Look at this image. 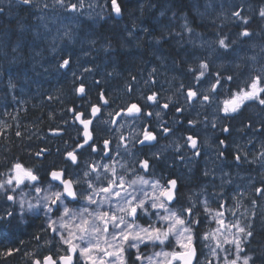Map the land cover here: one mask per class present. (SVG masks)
Segmentation results:
<instances>
[{"label": "flooded vegetation", "instance_id": "obj_1", "mask_svg": "<svg viewBox=\"0 0 264 264\" xmlns=\"http://www.w3.org/2000/svg\"><path fill=\"white\" fill-rule=\"evenodd\" d=\"M138 1L139 3L145 1L147 2L143 4L137 12L135 11L136 17L145 15V17L149 16L150 18H152L157 14L156 9L159 8L157 4L151 2L148 3V0ZM128 2H130L133 7L136 3L135 0H124V2L121 1L122 13L120 21H114L112 19L104 20L103 16H101L100 14H96L94 16H91L90 14L91 17L87 16L86 19H84V16L82 15L81 18L84 19V23L82 25H79V23L77 22H73V24L69 25L68 28L75 26L74 35H77V37L81 41V36L83 35L84 30L88 27L94 26L95 24H100V26L97 27V30L89 29L90 35H93L94 32H98L100 34L104 29H108L106 28L108 24L107 22H112L115 26H117L120 24H124V22L126 21V29L122 30L127 31L131 28V35L127 34V38L134 37L141 42H144L148 39L149 43L151 44L150 46L152 50L156 53L155 56L149 57V52L146 51V48L142 49L141 51H137V54L139 55L137 58H141V60L139 62L132 63L133 67H130L128 69L129 73L134 75L133 77H131L134 82H129V84L124 88V95L117 98L115 97L116 95L112 94L107 87L106 81L115 80L117 82L118 79H123L124 75L121 72H118L116 67L115 71L110 69L107 72L101 73V71L99 70L100 65L103 64L105 66V47H99L98 43H102V41H97L98 43H94L92 42V40L95 39L91 38V36H85L84 38L86 40H92L90 41L89 45L81 44V47H83L81 52L85 54L86 50L88 49L87 53L89 54H85L84 57H80L78 58V60L93 58V63H87V67H85L84 69H74V64L72 65L71 59L68 57V59H70V65L67 68H61L59 66V70L63 71L65 75H67L68 73H73V76L65 80L62 79L61 83L64 81V84H59L58 86L57 81L54 78L50 80H54L55 85H53L48 80H46L45 83H41L39 80V84L36 83L38 85L35 86V90H33L32 88L31 92H33V97H36V94L38 92L37 90H41L40 92H45L41 93L40 97L35 99H31L27 96L29 98L31 108H33L36 113V106H41L42 103L41 97L46 96V100L49 102L50 99L47 97H52L53 91L57 88L59 90H62L63 88L65 96L67 95L68 100L63 99L62 101L65 102L64 105L66 106V108L58 116L57 111L55 112V114H51V116L49 115L50 118L48 121H50L52 125L48 129L44 130V132L42 131L43 129L41 127H32L33 129L30 128L27 132H24L27 126L26 124L21 137H15L19 140V147L21 148V150L19 148V151H16L14 147L0 148V152L4 153L3 157L1 158L2 161H0V173L5 174L3 176H0V180L6 179V174L9 171L10 165L17 161H20L28 167L36 170L39 173L41 180L43 181L47 178L44 172L46 168H51L53 165H56L59 168H63L65 161L62 154L66 149L71 150L77 142L83 141V128L77 125V121L74 120L73 112L69 111V109L75 108L76 111L84 112L88 114L89 118H91V105L98 104L100 92H104L106 94V98L110 103L108 105H99L102 111L100 114H98V118L94 121L93 125H90V130L93 128L95 129L93 134L99 147H103V141L105 139L111 142L110 147L112 158L108 159L99 152L91 153L90 155L86 152L84 157L80 160L79 168H76V166L74 165L68 168V171L70 173L75 175V172L81 169L82 174L79 171L77 173H79V175L82 177L83 169L86 167L85 161L88 162L87 170H90L92 164L99 166V161L101 160H108L110 164H112L113 162H118V164H114V166H119V163L121 161H129L130 167L141 169L139 164L134 163V161H136L137 159L142 160L145 158V156H147L152 162V168L149 171L150 176H155V173L151 172L157 171L160 172L162 178L161 180L163 181V183H165L169 178L176 179L178 181V186L181 187V191L179 192H181L182 194V191L185 190V183L191 184L190 179H188L189 174L194 175L192 176V178L195 183H192L194 184L192 186L194 187L196 196L190 195L192 199H204L197 194L198 192H203L204 194L208 195L207 199H210V197L212 196L213 199H227V207L230 209H235L236 207L237 209L227 211L229 212V214L231 213L230 215L232 217V220L238 218L245 223H256L254 225V232L257 235L258 231L256 230V225H262V223H264V221H261V219H264V215L258 210V208H256L254 213H250L249 208L254 207L252 201L248 203L249 205L243 203H247L249 199H252L251 193L257 195L255 192V188L264 187V176H262V178L259 177L261 181H257V179H255V182L250 183L245 188L244 184L248 182L250 176L257 177V173H260L257 170L264 169V159L262 160V162L259 161L261 154L259 152V147H261L263 145L262 143H264V124L262 123L264 121V110L261 109L258 103L250 102L249 105L243 108L239 113L233 114L231 117H225L223 112L219 109L222 107V101L228 98L230 93L235 92L238 87H244L249 81L248 79L250 78H246V74L243 73L242 75L241 73V70H243L244 68L246 69V66L253 67L261 62V70L257 75L264 74V43L261 41V45L258 46L256 43H253L255 40L259 39V36L255 35L257 34V31H252V20L248 18V16H253L255 14L260 17L259 11L261 8H264V3H259V5L257 6L253 3L255 2L254 0H244L243 3H236L234 5H226L225 3H222V6L225 8L223 10H225L227 16H222L218 21H216V25L219 28H222L223 31H225L224 35H220L211 29V25H214L213 21H211L213 23L210 24L200 22L203 14L201 16L198 14L193 15L192 12L184 13V10L182 11V9H180L181 15L180 13L177 15L176 13H174V10H172L175 9L176 6L173 7V5L169 4L160 5V10L164 15L160 14L158 19L156 20H154L153 17L152 19L155 24L153 22H143V24H145L144 28L139 29L136 27V21L130 22L125 18L124 10L125 7L129 4ZM182 2H185V0H180L177 5L183 6ZM155 6L158 7L155 8ZM145 7H147V9H145ZM153 8H155L156 12H152ZM236 10L241 13L242 17L248 19L249 23L247 25L243 23L242 19H238L237 17L231 18L230 15ZM170 11L172 12V15H170ZM150 12H152L153 15H151L152 13ZM166 13H168L167 16ZM109 17L111 18L110 15ZM149 17L147 18L149 19ZM86 20L95 22L88 23L89 25H84L85 23H87ZM181 20H185L186 24L191 28V30H193L191 34L190 31L185 29V24L181 23ZM139 23L141 22L139 21ZM258 24L262 26L261 28H263L264 31V19L261 18V20L258 21ZM157 25L160 26L161 30L165 32V35L160 36L155 41V39L152 38V30L155 33H158L160 29H157ZM161 25H165V27L162 29ZM155 28L157 29V32ZM245 28L251 33V35L248 37L240 35V33ZM123 35L126 34H124L123 32ZM170 35L172 36V38ZM107 38L109 40H114L110 37ZM221 38H224L226 40V43L229 45L227 50L219 48L217 41ZM67 39L70 43L71 41L75 42V37L68 36ZM179 40L184 41H182L180 44H176V42ZM146 43L147 42H144L143 44L146 45ZM232 43L239 47L234 49ZM249 44L251 46H248ZM177 46L182 50L176 52L175 47ZM197 48H200V50H202L199 52L207 53L210 55H212V52H214L213 54L221 55V60H225L226 62H231L233 64H227L226 68L224 67L225 72H223L212 68L211 64L208 63L209 66L214 69V72L211 73L208 69V72L206 73V79L202 80L201 82H197L193 79L194 77L192 78L186 76L188 74H192L193 76V73L188 70L189 68L187 67V64H185L186 60L189 61V56L193 57L192 53L197 52ZM213 49H215V51H213ZM248 49L250 51L249 53L247 52ZM216 50L217 53H215ZM238 50L249 55L247 56V58H243L247 60L246 64L245 60L242 59L238 61V59L240 58H234V54L238 52ZM252 51L255 52L251 53ZM258 51L262 54L258 55ZM111 52L112 47L110 46L109 52H107L109 57H106L107 63L111 60L109 59L111 58V56L112 61L116 62L118 60L119 54L115 51L114 53L112 52L114 54L112 55ZM80 64L82 66L84 65L82 63ZM126 64H128L127 61ZM41 65H44V63H42ZM41 65H39L38 69H35L42 70L43 68ZM190 66L194 70L193 63ZM233 67L236 69L235 71L232 69ZM54 68L56 70L57 66H54ZM198 71L199 69L196 71L197 74ZM116 73L118 75H116ZM216 73H220L223 86L219 87L216 93H210V83L215 81ZM138 74H141L139 79H137ZM228 76H231L232 79L227 80L226 78ZM15 77L16 76L14 74H5V76H3L4 82L1 79L2 81L0 83L2 86H5V88L9 87L10 89H12L13 94L15 93L14 95H18L17 87L22 86V84H20L19 79ZM29 78L32 79V76L28 77V79L26 80L30 83ZM16 81H18L19 83L17 82L14 86L13 83H15ZM81 83L86 86L88 93L87 95L80 96L76 93L75 88L78 85L80 86ZM189 86H194L195 90H197L201 94L209 93L214 97V99L210 102L204 103L202 101V96H198L194 102H188L186 99V93ZM130 88L133 89L132 92L128 91ZM47 89L50 92V96L46 94ZM153 92L158 93L160 104L169 102L170 100V108L166 110L154 104H149L146 100V97ZM26 95H28V92H25L22 95H18V99L15 96L10 99L7 97L9 100L6 101V96L2 93V97H0L3 99V103L5 104L1 105L0 107L4 111L10 113L6 117V119L8 118V121L7 123H5V125L10 122L9 119L12 120L14 115H16V106L22 102V98ZM20 98L21 100H19ZM56 99L57 98H54V103L51 107L55 106ZM136 101H139L141 104L148 105L145 108V111H158L161 114L159 119H157L155 115L151 117L153 131L160 133L158 143H156L155 146L151 148V150H149L147 147L142 148V146L137 143V135H135L132 139L124 138L123 140H121L120 135H117L118 133H116L119 126L121 125L120 121L125 120L140 121V127L137 129V133L140 132L142 127H148V117L135 118L125 116L123 115V113H121V115L119 116L115 114L116 112L121 111V109L129 102ZM175 107H180L183 109V111L177 113L175 111ZM110 112L113 113L111 116L109 115ZM19 116L20 115L16 117L18 118ZM114 118L119 121H116L113 125L111 121H113ZM18 119L20 122L26 123L24 117ZM189 120H192L194 123L190 125L188 123ZM257 120H259V122H256ZM104 121H109L110 123L105 124ZM35 123L36 122H34L33 125ZM165 124L172 130L168 135H164L161 131L162 127ZM213 124H215L216 126L213 127ZM242 126H244V129L242 128ZM224 127H230V131L228 133L223 132L222 129ZM9 128L11 129V127ZM31 130H38L41 132L36 133V136L31 137L29 135V131ZM188 135H192L195 139H197L198 149L200 151L199 156H195L193 154V149L188 146V142L186 140V137ZM139 138L142 139V136H140ZM1 140L3 139L1 138ZM221 140L225 141L224 145H220ZM259 143L260 145H258ZM120 144L123 145L122 148H124L125 144L127 145V147L131 145L134 157H131V159L128 157H124L120 151L117 155L115 149ZM16 147H18V145ZM178 148L179 151H177ZM252 148H254V150H252ZM41 149H46V152L44 153V155L37 156V152H39ZM219 152L224 153L223 157L218 155ZM153 153H155L159 158H155L153 156ZM237 155L241 157L239 162L235 159ZM44 156H47V159H45ZM68 163L70 164V162ZM193 172H197L199 176H196ZM133 173L143 174L145 177H148V172H146L147 174H144L139 170H135V172L133 171ZM184 179H186V182L184 181ZM218 182L220 183V187L224 190L223 192L218 191ZM44 184H46V182ZM189 193L190 192H188V194ZM14 195L16 196L17 200V203L15 205H12L6 199L0 197V215H4L5 208H7L9 211L13 210L14 208L16 212V222L19 223V227L13 228L11 230L0 229V235L2 236L0 237V253H5L4 255H0V264H5L3 262L7 258L6 250L9 249V247H6V243L9 241V238L12 235L11 232L16 231L18 233V231H20L21 229H26V226L31 224L32 227L30 226V229H27V232L30 234L35 231L40 236L45 233L48 234V231L50 233V230H48L46 227L47 217L45 216L43 211H40L39 215H34L30 212L24 213V221L22 223L19 222L21 209L18 202L20 201V199L30 198L25 200L35 204L37 202V194L34 189H31L30 187L18 189L17 192L14 193ZM40 195L43 196L42 193ZM258 198L262 199V197L257 195V197L255 198L257 204ZM209 205L213 209L217 207L215 203H209ZM236 205H239V207L237 208ZM234 211L236 212V216L232 215V212ZM241 213H244V215H241ZM199 218L205 219V221H209L205 215H201ZM198 228L200 230L201 226L199 225ZM207 228L208 226L205 225L202 230H205ZM263 233L264 232H260L259 236L257 235L260 240H264L262 239L264 237ZM19 235H21V237H19L18 242H16L17 244L13 245V247L16 246V248L18 249V251L15 252L18 254L19 258L27 257V260L29 261L31 259V257L29 256V254H32L31 251L36 253L35 256L38 255L35 258H42L40 257L42 251H49L50 249H53L50 246H46V248L42 249V244L44 242H42V240H39V242L37 239H35L34 241L32 239L29 240V238L31 237L28 234L25 235V232L20 233ZM49 240L50 239H47V241ZM30 263L32 264V259Z\"/></svg>", "mask_w": 264, "mask_h": 264}, {"label": "snow or ice", "instance_id": "obj_2", "mask_svg": "<svg viewBox=\"0 0 264 264\" xmlns=\"http://www.w3.org/2000/svg\"><path fill=\"white\" fill-rule=\"evenodd\" d=\"M22 5L32 7L33 0H18ZM55 4L68 12L76 13L78 8H83L84 0L79 3H65V0H54ZM47 8V4L44 5ZM4 11L0 8V13ZM111 11L117 16L121 15L122 7L118 0H111ZM233 16L242 19L243 23H249L247 18L241 13L234 11ZM259 16L264 19V8L259 11ZM185 29L191 28L185 24ZM68 35V33H65ZM241 36L248 37L251 33L245 28ZM219 48L227 50L229 45L224 38L217 41ZM70 59H64L60 64L61 68H67ZM209 64L201 62L198 74L191 67L189 71L193 73L194 79L201 82L206 79ZM216 79L210 83V93H216L222 87L220 73H216ZM227 80L232 77L228 76ZM98 83V82H97ZM132 92L133 89H129ZM80 96L87 95L86 86L81 83L76 88ZM198 96H202L204 103L214 99L209 93L201 94L195 90L194 86H189L186 93L188 102H194ZM146 100L149 104H154L163 109L170 108L169 102L160 104L158 93L153 92L147 95ZM250 102L258 103L264 110V74L254 75L244 87H238L235 92L230 93L228 98L222 101L219 109L225 117H231L239 113ZM110 102L104 92H100L98 104L91 105L90 117L88 114L75 109L73 112L74 120L83 126V141L77 142L71 150H65L62 154L65 164L63 168L53 165L44 170L45 176L50 177V181L41 180L39 173L20 161L10 165L6 174V179L0 180V197L6 199L12 205L17 203L14 193L18 189H34L36 192V203L27 202L21 199L19 207L20 223L24 221V212L39 215L43 211L47 217V229L55 236L59 237L58 243L64 246V254L53 256L44 254L42 258H35V254H29L32 264H264V251L259 256L252 251H248L249 245L255 238L254 223H245L240 219L227 222L225 219L226 202L220 203L213 209L207 200L201 202V209L192 202L191 196L185 203L180 198L178 181L169 178L165 183L159 179L150 182L143 174H136V179L126 180L124 173H117L116 169L108 164L97 166L91 165V173L86 167L83 169V176L79 173L73 175L68 171L70 166L80 167V160L87 152L102 153L104 157L111 159L110 141L105 139L103 147H99L94 137L95 129L90 130V125L98 118L102 109L100 104L108 105ZM147 104L139 101L129 102L121 111L116 112L117 116L123 115L135 118L148 117V127H142L137 133V143L151 150L158 143L160 133L153 131L151 117L155 115L160 118V112L145 111ZM175 111H183L180 107H175ZM113 113H109L111 116ZM115 123V121H111ZM105 124L110 123L104 121ZM192 125L194 122L189 120ZM216 125L213 124V127ZM223 132L228 133L230 127H224ZM164 135L171 133V129L165 124L162 129ZM17 136L21 133L17 132ZM142 136V139L139 137ZM124 138L121 137V140ZM188 146L193 149L195 156L200 155L198 142L192 135L186 137ZM225 141L221 140L220 145ZM125 151L133 155L124 145ZM179 151V148L177 149ZM46 149L37 152V156L44 155ZM223 157L224 153L219 152ZM155 158H159L153 153ZM47 159V156H44ZM264 159V153H261ZM235 159L239 162L241 157L237 155ZM70 162V164L68 163ZM144 172H149L152 168L151 160L145 156L144 159H137ZM98 167L103 168V173L98 171ZM123 167V165L121 166ZM135 172V169L133 170ZM92 173H96L95 177ZM5 175L0 173V176ZM48 183L49 188L44 189L42 183ZM139 186V187H137ZM150 188L151 191H147ZM51 189V191H49ZM41 192H44L41 196ZM257 195L264 197V187L255 188ZM222 195V194H221ZM104 204L108 205L107 210ZM253 206L257 204L252 201ZM95 205V208L89 206ZM239 205H237V208ZM205 215L209 220V226L205 230H199L201 224L199 217ZM236 216V212H232ZM244 215V213H241ZM52 217H55L53 219ZM215 227H212V225ZM19 227L16 222L15 209L9 211L5 208L4 215H0V229L11 230ZM39 241L41 237L37 236ZM203 241L209 250L211 259L206 258V262H201L197 255V241ZM47 243V241H46ZM144 247L152 246L161 248V251H154L152 256H145L141 250ZM166 249V250H164ZM132 250H135L133 257ZM14 249L9 248L6 254L11 256ZM18 251V249L16 250ZM60 249L57 248L59 253ZM221 253L224 255L221 256ZM5 253H0L4 255Z\"/></svg>", "mask_w": 264, "mask_h": 264}, {"label": "rangeland", "instance_id": "obj_3", "mask_svg": "<svg viewBox=\"0 0 264 264\" xmlns=\"http://www.w3.org/2000/svg\"><path fill=\"white\" fill-rule=\"evenodd\" d=\"M16 1L17 0H0V7L4 9L3 12L5 13V17H6L4 19L3 15H2L3 12L0 13V18H1L0 19V24L6 23L7 25H11L13 22L19 20L22 15L23 16L26 15L24 13L19 14V13L13 11L14 10V6L13 5L17 4ZM121 1L124 2V0H121ZM135 1H136V3L134 4V7L136 8V10H135V8L132 6V4L130 2H128L129 4L125 7L124 15H125V18L128 21H129L128 14L130 12H132V11L135 12V11L139 10L141 8V6L143 4H145V2L139 3L138 0H135ZM239 1H243V0H196V1L195 0H185V2H182L183 6H178L176 4L175 9H172V10H174V13H176L177 15L179 13L181 15V10L180 9L184 10L185 13L192 12L193 15L198 14V15L201 16L203 14L200 22L201 23H207V24L208 23L210 24V23L214 22L213 28L219 31L218 34L224 35L225 31H223V29L221 30V28H219L216 25V21H218L222 16L226 15L225 10H223L225 8L222 6V3L224 2L226 5H234L235 3H238ZM258 1H259V3H264V0H258ZM65 3L66 4L67 3H79V0H65ZM45 4H47V6H48L47 8L44 7ZM33 5L34 6L28 8L30 10H28L27 15L25 17H23V21L24 20H26V21H30L31 20L29 23L33 24V25H35V21H37V25H35L36 27H32V26L26 27L28 25V23L25 22V21L22 22V20L18 21V23L16 24L15 28H11L10 29V28L6 27V29H9L10 33L8 32V34L11 37V39L14 38V37H15V39H17L16 42H15V40L12 41L14 44L18 43L19 40L22 38L20 35H22L23 37L29 38L27 32H29V33L31 32L32 40L31 41L27 40V41L23 42V40H26V39H23V38L21 39L23 44L24 43L27 44V45H25V47L28 48V54H27V56L25 55V57L27 59H21L23 57L22 55L24 54V50H21V52L16 51V49L20 48V45H14L15 49H6L7 51L4 53V56L1 59L2 61H0V67L3 66V63L5 62L4 63V65H5L4 68L0 69L1 70L0 71V82L2 81L1 80L2 77L5 76V74H7V73H9L10 75L11 74H15L16 78L21 76V79L24 78L23 82L26 83V88L24 90L22 88V86L17 87V89L19 91L17 94L18 95H22L27 90V92H28L27 96L28 97H30L32 99L38 98L41 95V92H40L41 90H37L38 92L36 94V97H33V94H32L31 91H32V88H33V90H35V86L38 85L36 83H38L39 80H40L41 83H43V82L45 83L46 80H49L53 85H55V82H53L54 80H50L51 78L52 79L55 78L56 81L59 82V79H60L61 76L64 77L63 80L73 76V73H68L67 74V72H66L67 75H65V74H63V71L59 72L58 68H59L60 64L62 63V61H63V60H60L61 57H63L64 59H68V57H69L71 59L72 65L74 64V67H73L74 69H84L85 67H87L86 66L87 63H91V64L93 63V61H94L93 58L78 60V58L84 57L85 54L86 55L89 54V53H87L88 49L86 50L85 54H83L81 52L82 49H83V47H81V44L89 45V43H90V41L92 39L91 40H86V39H84V37L85 36H87V37L91 36V38L95 39V40H92V42L98 43L97 41H102L101 46H100V43H98V45H99V47H103V46L105 47V53H106L105 54V58H104L105 66L103 64L100 65V69L99 70L101 71V73L107 72L110 69L115 71V67H116L117 71L121 72L124 75L123 79H118L117 82L115 80L106 81L107 87L109 88L111 93L115 94L116 95L115 97H117V98L122 97L124 95V93H125L124 92L125 91L124 88L129 84V82H134V80H132V78L130 77V75H132V74H130L129 71H128V69L130 67H132V65H131V63L130 64L129 63L126 64V59L122 60V58L119 59V57H118V60L116 62H114V61H112V56H111V58H109V59H111L110 61L112 62V64H111L110 61H109L110 62V64H109L106 61L107 60L106 57L108 56L107 52H109L110 46L112 47V52L113 53L115 51L118 53V49L120 50V47H121L119 45L120 44V40L121 39H126L127 36H128L127 34L131 35L130 30L123 31L124 34H126V35H123V32L121 31L124 28L126 29V22L124 24H122V25L120 24L122 27H120V25L115 26L112 22L107 24L106 28L115 29V31L117 30V32H118L119 37L113 38L114 40H109L107 38V34L104 33V32H101L100 34L98 32L97 33L94 32L93 35H90L89 29L90 30H97V27L100 25V24H95L94 26L86 28L87 30L86 29L84 30L83 35L81 36L82 39L80 41L79 38L77 37V35H74L75 34L74 33L75 32V29H74L75 26L68 28V25L70 23H72V22H77V23H79V25H82L84 23V19L81 18L82 15L90 16L89 12H91V16H94L97 13L100 12V8H101V16L109 18L110 11H109V7L106 4H103V6L106 8L105 9L103 6H100V0H84L83 8H78L76 13H71V12L66 11L65 9L61 8L59 5L55 4L54 0H33ZM160 5H166V4L162 3V4L158 5L159 8L156 9L157 10V14L155 16H153L154 20L158 19L160 14L161 15L163 14L162 11L160 10ZM158 6H155V8L158 7ZM5 7H7V8H5ZM155 8H153L152 12H156ZM152 12H150V13H152ZM29 13L35 14L32 19L27 17L29 15ZM151 15H153V13ZM170 15H172L171 11H170ZM143 16H141V17H143ZM111 18L113 19L112 16H111ZM149 19L153 21L152 18L149 17ZM250 19L252 20V22H258L260 20V18L258 17L257 14L253 15ZM181 21H182L181 23L186 24L185 20H181ZM211 21H213V22H211ZM86 22L87 23H85L84 25H88V23H94L95 21L91 22V21L86 20ZM140 22L142 23V21H140ZM219 23H220V21H219ZM117 24H119V23H117ZM13 27H14V25H13ZM164 27H165V25L162 26V28H164ZM157 29L161 30L160 26L157 25ZM157 29H156V31H157ZM262 31H263V29H262ZM262 31H261V33H259V39L255 40L253 43L261 45V40L260 39L264 38V31L263 32ZM12 32H15V35H12ZM152 32H154V31L152 30ZM65 33H68V35H65ZM77 33H78V31H77ZM158 33L160 34V36L165 35V32L162 31V30L160 32H158ZM114 34H117V33H114ZM68 36L75 37V42L71 41L72 45L67 39ZM133 36H134V34H133ZM18 37H19V39H18ZM37 38H40L39 42H38L39 44L38 43L36 44L34 42V41H37L36 40ZM182 41H184V40H181V41L179 40V41H177V42L175 41V42H176V44H180ZM2 43L7 45V46L9 45L6 41H0V46L2 45L1 47L4 46ZM232 44H233L234 49H236L237 46L234 43H232ZM37 45L39 46V48H38ZM146 46H147L146 47V51L149 52V57H154L155 54H156L155 51H154V53H152L153 50H152L151 46L148 45V43H146ZM248 46H251V45L249 44ZM117 47H118V49H117ZM130 47H132L130 49V51H131V53H133V50H135V49H134L133 46H130ZM29 48H31V49H29ZM255 49H253V50H255ZM47 50L49 51L48 52L49 54L47 53ZM180 50H182V49H180L178 46L175 47V51L176 52L180 51ZM199 51H202V50H200V48H197V52H193L192 53L193 57L189 56V58H190L189 61L188 60L185 61V64H187V66L189 65L188 68H190L191 67L190 65L193 63V68H194L195 72L199 69L198 67H199V64L201 62H205L206 61L207 63L211 64L212 68H214L216 70H219V71L221 70L223 72H225L223 67L226 68L227 64L230 65V63H231V62H226L225 60L224 61L221 60L220 58L222 56L213 54L214 52H212V55H210V54L199 52ZM213 51H215V49H213ZM135 52L137 53V50H135ZM247 52L248 53L250 52L249 49H248ZM254 52L255 51H252L251 53H254ZM113 53H112V55H114ZM215 53H217V50H216ZM260 54L261 53H259V51H258V55H260ZM247 56H249V55L246 54L245 52H241L240 50H238V52H236L234 54V58H236V59L240 58L239 60H242L244 57L247 58ZM15 57H17V58H15ZM137 57H138V54L136 55L134 53V56L132 55L131 60L132 59H138ZM124 58H126V56ZM45 59L47 61H45ZM14 60H17V62L13 63ZM120 60L122 62H118ZM243 60H245V59H243ZM52 61H53V63H52ZM223 62H224V64H223ZM41 63H44V65H41ZM80 63H82L84 65L82 66ZM246 63H247V60H245V64ZM7 64L8 65L10 64V66H7ZM231 64H233V63H231ZM39 65H41L42 68H44V69L36 70L35 68L38 69ZM122 65H124V66H122ZM54 66H57L56 70H55ZM252 68H253L252 66H246V69L244 68L243 70H241L242 75H243V73H245L246 74V78H248V75L249 76L250 75L251 76L256 75V73H255L256 69L255 68L252 69ZM232 69L234 71L236 70L234 67ZM185 74H188V73H185ZM188 75H189V77L192 76V74H188ZM30 76H32L33 78L32 79L29 78V80H30V83H29L28 81H25L26 80L25 78L28 79V77H30ZM140 76H141V74H138L137 75V79H139ZM193 77L194 76H192V78ZM41 80H43V81H41ZM248 80H250V79H248ZM3 82H4V80H3ZM17 82L18 81L13 83V85L15 86V84ZM64 83L65 82H63L61 84H64ZM27 84H28V88H27ZM58 86H59V84H58ZM62 90H64V89L62 88ZM62 90H60V91H62ZM60 91H54L52 94L56 95V96L59 95L58 97H60V95H61ZM21 92H24V93H21ZM2 93L5 94L6 101H8L13 96L17 97V99L19 98L18 95H14L15 93L13 94V92H11V89H8L7 87L5 88V86H2L1 83H0V96L1 97H2ZM1 97H0V99H2ZM64 99L68 100L67 99V95L64 97ZM62 101H63V99L61 97V99L58 102L56 101L57 103L54 106V108L57 110V116L60 115V113H62V111H64V109L66 108V106L64 105V102H62ZM4 104L5 103H3V99L0 100V106L4 105ZM63 107H64V109H63ZM29 108H31V105H30ZM50 116H49V118H50ZM6 117H7L6 113L3 112V111H0V128L3 127L5 125V123H7L8 118L6 119ZM13 118H14V120H17L16 122L12 121V123H14L13 126H16L17 123L20 125V121H19V119H17L16 115H14ZM49 118H48V120H49ZM1 122H3V124H1ZM256 122H259V120H257ZM23 123L24 122H21L22 125H23ZM36 123H37V121H36ZM262 123L264 124V121ZM139 127H140V121L139 120H126L119 126L118 130L116 131V133H118L117 135H120V138L123 137V138L132 139L135 135H137V129ZM242 128L244 129V126H242ZM24 132H27V131H24ZM40 132L41 131H38V130H35V131L31 130V131H29V135L31 137H33V136H36V133H40ZM262 144L263 145L261 147H259V152L260 153H264V143H262ZM258 145H260V143ZM118 147L119 146H117L115 150H117ZM128 150L133 153L131 145L128 146ZM252 150H254V148H252ZM119 151L122 153V155L124 157H128L130 159H131V157L132 158L134 157V155H129L128 151H125L124 148L120 149ZM262 160L263 159L261 158V154H260L259 161L262 162ZM127 162H129V161H127ZM122 165H124V164H121V165L119 164V166L117 165V168L119 169L120 166H122ZM78 171L81 172V174H82L81 169H79ZM88 171L91 173V168ZM98 171L103 173V168L99 167ZM257 171L260 172V173H257V177H251L250 176L248 182L246 184H244V188L247 187L250 183L255 182V179H257V181H259L260 180L259 177L262 178V176H264V174H263L264 173V169H259ZM77 172H75V173H77ZM123 172L128 174L130 171L128 169H123ZM95 175H96V173H92L93 177H95ZM145 178L148 179L150 182H152L154 180L159 179V176H158L157 173H155V176H148V177H145ZM125 179L126 180H131V179H136V177L133 176V178H132V176L130 175V179L129 178H125ZM184 181L186 182V179H184ZM41 186L44 189H48L49 188L48 183L42 184ZM218 186H219L218 191L223 192L224 190L220 187V183L219 182H218ZM137 187H139V186H137ZM191 188H194V187L192 185H190V189ZM146 190L149 191V192L151 191L150 188H146ZM49 191H51V189H49ZM213 191H215V190H213ZM41 193L43 195L46 194L44 192H41ZM197 194L199 196H201L202 198H204V199H192V202H194L201 209V212H202V204H201V202L204 201V200H207L208 203H215L216 205L226 202V208L225 209H221V210L225 211V219H226L227 222L233 221L232 217L230 215L231 213L229 214V212H227V211L237 210V209H236V207H235V209L234 208L233 209L228 208L227 207V203H228L227 199H220V198L213 199V196L210 197V199H207L208 195L204 194L203 192H201V193L198 192ZM190 195L196 196L195 191H191L188 194V192H186V190H183L182 194H181V197H182L181 200H183L185 203H187L188 202L187 198ZM251 197H252V199H255L257 196H255L253 193H251ZM25 199L26 198H24V200ZM250 200L251 199H249L247 203H243V204H248L250 202ZM25 201H26V203H25V209H26L28 201L27 200H25ZM257 205L261 206V207H258ZM257 205H255L256 207H254L253 209L256 210V208H258V210L264 215V209H263L264 208V197H262V199L258 198V204ZM89 207L90 208H95L96 206L92 205V206H89ZM107 208H108V205L104 204V209L107 210ZM24 213H28V212L25 211ZM52 218L55 219V217H52ZM200 220H201L202 223H205V225L209 226V221H205V219H200ZM261 221L263 222L264 219H261ZM46 227H47V224H46ZM213 227H215L214 224H213ZM256 230L258 231V234H257L258 236H259L260 232H264V223H262V225L261 224H257L256 225ZM20 232L23 233V229H21ZM25 235H27V232H25ZM54 235L55 234H53L52 232H51L50 236L48 235V237H49L48 239H50V240L47 241L46 244H48V245L45 244V246H50V243L52 242V240H54V241H56V246L61 247L63 249L64 246L58 243L59 237L55 236V239H53ZM257 235H255V238L253 240V244L251 243V245H249L248 251L249 252L254 251L257 254V256H259L261 254V252L264 251V240H260V238ZM43 238L45 239L46 237L43 236ZM262 239H264V237ZM197 244H198V250L200 252L198 254L199 261L206 262V258L211 259V256L209 254V250L205 246V243L203 241H199L198 240ZM42 246H44V244H42ZM141 248L144 249L142 252H143V254L145 256H152L154 251H161L162 250L161 248L157 247L155 250H153V252L149 251V250L147 251L143 245H141ZM164 250H166V249H164ZM223 255L224 254L221 253V256H223ZM80 264H82V261L80 262ZM144 264H147V261H145ZM217 264H218V262H217Z\"/></svg>", "mask_w": 264, "mask_h": 264}, {"label": "trees", "instance_id": "obj_4", "mask_svg": "<svg viewBox=\"0 0 264 264\" xmlns=\"http://www.w3.org/2000/svg\"><path fill=\"white\" fill-rule=\"evenodd\" d=\"M110 1L111 0H105V2L107 3V6L110 4ZM180 0H148V3L149 2H151V3H154V4H157V5H159V4H162V3H164V4H169V5H173V7H175L176 6V4L179 2ZM255 2H253L256 6L257 5H259V1L258 0H254ZM118 2H119V4L121 5V0H118ZM147 1H145V3H146ZM123 4V3H122ZM1 8V7H0ZM183 8V7H182ZM145 9H147V7H145ZM136 10V9H135ZM24 14H26V10L25 9H22L21 10ZM133 12V11H132ZM132 12H130L128 15H130ZM137 12V11H136ZM3 18L5 19L6 17H5V13L3 12ZM24 17V16H23ZM23 17L21 16V20L23 19ZM143 17H145V15L143 16ZM143 17H139V20H141V19H143ZM252 16H248V18H251ZM1 19V18H0ZM134 19H136V16L135 17H131L130 19H129V21L130 22H132V21H136V20H134ZM18 21L19 20H17V21H15V22H13V23H18ZM139 22V21H138ZM2 23V22H1ZM107 23H109V22H107ZM136 23V22H135ZM6 27L7 28H14V27H11L10 25H7L6 23H3V24H0V36H2V37H4V36H8V31H9V29H6ZM121 27V26H120ZM130 30H131V28H130ZM103 32L104 33H106L107 34V37H110V38H116V37H118V35L117 34H114V32H116L115 31V29H104L103 30ZM110 32V33H109ZM160 37V34L159 33H155V32H153V34H152V38H154L155 40H157L158 38ZM3 41H6V40H3ZM141 41L140 40H138V41H136L135 42V44H134V46L133 47H139L138 46V44H140L141 45V43H140ZM264 43V42H263ZM4 45V44H3ZM2 46V45H1ZM1 46H0V50H1ZM138 51H141V49L139 50V49H137ZM119 54V53H118ZM93 55V54H92ZM131 55V54H130ZM130 55H125L126 56V61L130 64L131 63V65H132V63H135V62H138V60L140 59V58H138L137 60L136 59H132L131 60V57H132V55H131V57H130ZM94 56H95V54H94ZM139 56V55H138ZM15 58H17V57H15ZM21 58V57H20ZM19 58V59H20ZM119 58H122V60L124 59V56L122 57V55L121 54H119ZM21 59H23V58H21ZM25 59V58H24ZM140 61V60H139ZM119 62H122L121 60L119 61ZM122 66H124V65H122ZM129 66V65H128ZM132 67H133V65H132ZM64 74V73H63ZM62 74V75H63ZM64 77H60V79L62 80ZM59 79V82L57 83V84H61L60 82H61V80ZM54 91H60V90H58V89H56V90H54ZM53 91V92H54ZM26 92H27V90H26ZM61 92V95H60V97H58L59 95H53L52 97L50 96V92H49V90L47 89V91H46V94L47 95H49L50 97H47V98H49L50 99V101L48 102L47 100H46V96H42L41 97V100H42V103H41V106H36V110H37V113H36V111L33 109V108H29L30 107V101H29V98L27 97V95L25 96V97H23L22 98V100H21V98L19 99V100H21L22 102L21 103H19V105H17L16 107V110H17V114L16 115H18L19 114V112L20 111H23V112H20L21 114H20V116L18 117V118H22V117H24L25 118V120H26V123H24V126H26V124H27V126H26V130L25 131H28V129H33V128H39V127H41L43 130V132H44V130H46V129H48L49 127H51V122L50 121H48V118H49V115H51V114H55V112L57 111V110H55V108L54 107H51L52 106V104L54 103V98H57L55 101H59L60 99H61V97H62V99H64V96H65V92H64V90H62V91H60ZM40 97V96H39ZM53 99V100H52ZM52 101V102H51ZM56 102V103H57ZM48 106V107H47ZM19 107V108H18ZM46 107V108H45ZM17 118V119H18ZM9 123L8 124H6V125H4L2 128V130H4L3 132H5V133H10L12 130L13 131H15V132H17L18 130H17V127L16 126H13L14 124L12 123V121H14V122H16L17 120H14V118H12V120L11 119H9ZM37 121V123H35L34 125H33V123L34 122H36ZM35 126V127H34ZM9 127H11V129L9 128ZM28 127V128H27ZM33 127V128H32ZM15 137H17L14 133H10V136L9 137H7V135H5V136H3V140H1V138H0V148H13L14 147V149H16V151H19V140H18V138H15ZM4 142V143H3ZM18 145V147H16ZM20 150H21V148H20ZM52 152V151H51ZM3 152H0V161H2L1 160V158L3 157ZM31 156H32V154H31ZM189 172V171H188ZM196 176H199V174L197 173V172H193ZM192 176H194V175H190L189 174V176H188V179H190V183L191 184H187V183H185V190L186 191H188V192H191V191H194V188H191L190 189V185H194V184H192V183H195V181L193 180V178H192ZM179 191H181V187H179ZM180 194H181V192H180ZM180 198H181V195H180ZM198 207V206H197ZM199 208V207H198ZM31 226V224H29V225H27L26 226V229H24L23 230V232H27V229L29 228ZM32 227V226H31ZM30 229V228H29ZM200 230H202V227L200 228ZM12 233V235L10 236V238H9V241L6 243L7 245H6V247L8 248H12V249H14V251H13V254L11 255V256H9V255H7V258H6V260L3 262V263H5V264H31L30 262H31V259L33 258V257H31V259L28 261L27 260V257H24V258H19V256H18V254L15 252L16 250H17V248H16V246L15 247H13V245H15V244H17L16 242H18V239H19V237H21V235H19L21 232L20 231H18V233L16 232V231H14V232H11ZM27 234L31 237V238H29V240H35L36 239V237L37 236H39V237H41V239L40 240H43L42 242H44V246H43V248L42 249H44V248H46V246H45V244H46V241H47V239H48V235L45 233L43 236H45L46 235V240L43 238V236H40V235H38V233H36V231L35 232H33V233H28L27 232ZM0 237H2L1 235H0ZM148 248V250H150V251H153V250H155L156 248H153L152 246H148L147 247ZM47 251V250H46ZM32 252V254H36V253H34L33 251H31ZM40 253V252H39ZM42 254L44 253L43 251L41 252ZM48 254H51V255H53V256H56L57 254H58V252H57V250H50L49 252H48ZM36 256H38V255H36ZM35 256V257H36Z\"/></svg>", "mask_w": 264, "mask_h": 264}, {"label": "bare ground", "instance_id": "obj_5", "mask_svg": "<svg viewBox=\"0 0 264 264\" xmlns=\"http://www.w3.org/2000/svg\"><path fill=\"white\" fill-rule=\"evenodd\" d=\"M196 1V0H195ZM17 2V4L16 5H13L14 6V12H17V13H19V14H22L23 12L21 11L22 9H25L26 10V15H27V13H28V10H30V9H28L29 7L28 6H25V5H22V4H20L19 2H18V0L16 1ZM244 2V0L243 1H239L238 3H243ZM224 3V2H223ZM103 4H106L107 5V3L105 2V0H100V6H103ZM236 4V3H235ZM244 5V4H243ZM104 7V6H103ZM108 7H109V11H110V16H112L113 17V19L112 18H106V17H103V19L104 20H114V21H120L121 20V15H119V16H117L114 12H112L111 11V5L109 4L108 5ZM5 8H7V7H5ZM105 8V7H104ZM106 9V8H105ZM9 10V9H8ZM138 11V10H137ZM183 11V10H182ZM237 11V10H236ZM169 12V11H168ZM185 13V12H184ZM89 14H91V12H89ZM97 14H100L101 15V8H100V12L99 13H97ZM167 14L168 13H166V16H167ZM25 15V16H26ZM30 15V16H29ZM29 15L27 16V17H29V18H33L34 17V15L35 14H33V13H29ZM164 15V14H163ZM24 16V17H25ZM84 16V19H86V17L88 16V15H83ZM137 16H139V15H137ZM224 16H227V14L226 15H224ZM231 16V18H234L235 16H233L232 14L230 15ZM22 17H23V15H22ZM127 17V16H126ZM131 17H135V12H132L130 15H128V19H130ZM147 17H149V16H147ZM153 18V17H152ZM260 18V17H259ZM250 19V18H249ZM19 20H21V19H19ZM134 20H136V27L137 28H144V26H145V24H143V22H146V23H151V22H153L154 23V21H152V20H150V19H148V18H146V17H143V19H141V20H139V17H136V19H134ZM260 20H261V18H260ZM25 22H27L28 23V25L26 26V27H28V26H32V27H36L35 25H37V21H35V25H33V24H30L29 22L31 21H26V20H24ZM23 21V19H22V22H24ZM138 21H142V23H139ZM161 21V20H160ZM92 22V21H91ZM126 22V21H125ZM124 22V23H125ZM238 22V21H237ZM159 23V22H158ZM16 24L17 23H12L10 26L11 27H13V25H14V28L16 27ZM73 24V22L72 23H70L69 25H72ZM155 24V23H154ZM205 24H207V23H205ZM68 25V26H69ZM89 25V24H88ZM100 26V25H99ZM167 26V25H166ZM201 26V25H200ZM212 26V30L213 31H215V32H217V33H219V31L218 30H216V29H214L213 28V25H211ZM179 27V26H178ZM194 27V26H193ZM251 27H252V31L253 32H256L257 31V34H255V35H258L259 36V33H261V31H262V29L263 28H261L262 26H260L259 24H258V22H252V24H251ZM11 29V28H10ZM156 29V28H155ZM163 29V28H162ZM178 29V28H177ZM124 30H125V28H124ZM137 30V29H136ZM221 30H222V28H221ZM123 31V30H122ZM150 31V30H149ZM161 31V30H160ZM159 31V32H160ZM192 31L193 30H191L190 31V33H192ZM9 32V31H8ZM7 32V33H8ZM137 32V31H136ZM157 32V31H156ZM10 33V32H9ZM110 33V32H109ZM114 33H117V32H114ZM214 33V32H213ZM27 34H28V36H29V38H27V37H23L22 35H20L23 39H26V40H23V42L24 41H27V40H32V36H31V32L29 33V32H27ZM12 35H15V32H12ZM140 35V34H139ZM171 35H172V33H171ZM170 35V36H171ZM207 35V34H206ZM213 35V34H212ZM37 36V35H36ZM98 36V35H97ZM13 37V36H12ZM21 38V39H22ZM35 38V37H34ZM171 38H172V36H171ZM18 39H19V37H18ZM21 39L19 40V42L18 43H13L12 41H14L15 40V42H16V40L17 39H15V37L14 38H12L11 39V37L9 36V34H8V36L6 35V36H4V37H2V36H0V41H3V40H6V42L9 44L8 46L7 45H5L4 44V46L3 47H1V50H0V61H2L1 59L3 58V56H4V53L7 51L6 49H15L14 48V45H20V48L19 49H16V51H18V52H21V50H24V54L22 55L25 59H27L26 57H25V55L27 56V54H28V48H26L25 47V45H27V44H23V42L21 41ZM39 39L40 38H37L36 40L37 41H34L36 44L39 42ZM85 39V38H84ZM168 39V38H167ZM43 41V40H42ZM129 41V42H128ZM136 41H138L136 38H134V37H129V38H126V39H121L120 40V50L118 49V47H117V49H118V53L119 54H121L122 55V57L124 56L125 57V55H133L134 56V53L137 55V53L135 52V50H137V49H145L147 46L146 45H144L143 43L144 42H147L148 43V45H151L150 43H149V40L147 39L146 41H144V42H140L141 43V45L140 44H138V46L139 47H134V49L135 50H133V53H131V51H130V49L132 48V47H130V46H134V44H135V42ZM156 41V40H155ZM261 41L262 42H264V38L263 39H261ZM46 42V41H45ZM79 42V41H78ZM28 43V42H27ZM33 43V42H32ZM3 44V43H2ZM34 44V43H33ZM39 44V43H38ZM56 44V43H55ZM101 44V43H100ZM153 44H155V43H153ZM54 45V44H53ZM159 45V44H158ZM258 45V44H257ZM38 46V45H37ZM28 47V46H27ZM45 47V46H44ZM70 47V46H69ZM85 47V46H84ZM239 47V46H238ZM237 47V48H238ZM38 48H39V46H38ZM65 48V47H64ZM29 49H31V48H29ZM154 49V48H153ZM20 50V51H19ZM43 50V49H42ZM68 50V49H67ZM30 51V50H29ZM41 51V50H40ZM39 51V52H40ZM138 51V50H137ZM15 52V51H14ZM38 52V53H39ZM46 52V51H45ZM49 51L47 50V53H48ZM152 52V51H151ZM152 53H154V51L152 52ZM41 54V53H40ZM46 54V53H45ZM49 54V53H48ZM262 54V53H261ZM17 55V54H16ZM42 55V54H41ZM40 55V56H41ZM47 55V54H46ZM131 55H130V57H131ZM6 56V55H5ZM7 57V56H6ZM22 57V58H23ZM109 57V56H108ZM23 58V59H24ZM48 58V57H47ZM46 58V59H47ZM50 58V57H49ZM100 58V57H99ZM45 59V61H47ZM264 59V58H263ZM6 60V59H5ZM36 60V59H35ZM49 60V59H48ZM54 60V59H53ZM139 60H141V58L139 59ZM139 60H138V62H139ZM239 60V59H238ZM107 61V60H106ZM17 62V60H14V62L13 63H16ZM111 62V61H110ZM119 62V61H118ZM5 63V62H4ZM4 63H3V66H1L0 67V69H3L4 68ZM49 63V62H48ZM52 63H53V61H52ZM109 63V62H108ZM42 64V63H41ZM111 64H112V62H111ZM26 65V64H25ZM115 65V64H114ZM260 65V66H259ZM7 66H10V64L8 65L7 64ZM51 66V65H50ZM215 66V65H214ZM261 62L258 64V65H255V66H253V68L252 69H256L255 70V73H256V75L258 74V72L261 70ZM52 67V66H51ZM187 67H189V65L187 66ZM223 67V66H222ZM108 68V67H107ZM224 68V67H223ZM264 68V67H263ZM44 69V68H43ZM52 69V68H51ZM59 69V68H58ZM218 69V68H217ZM41 70V69H40ZM209 70H210V72L211 73H213L214 72V69H212L211 67H209ZM223 70V69H222ZM1 71V70H0ZM221 71V70H220ZM9 72V71H8ZM33 72V71H32ZM40 72V71H39ZM52 72V71H51ZM55 72V71H54ZM59 72H60V70H59ZM20 73V72H19ZM58 73V72H57ZM87 73V72H86ZM7 74H9V73H7ZM18 74V73H17ZM40 74V73H39ZM45 74V73H44ZM62 74V73H61ZM125 74V73H124ZM15 75V74H14ZM56 75V74H55ZM116 75H118L117 73H116ZM175 75V74H174ZM23 76V75H22ZM134 75L132 74V75H130V77H133ZM186 76H189V75H186ZM192 77V76H191ZM252 76L250 75H248V78H251ZM16 78V77H15ZM33 78V77H32ZM188 78V77H187ZM18 79H19V81H20V84H22V88H24L25 89V86H26V83H24L23 82V79H21V76H19L18 77ZM26 80H27V78H25ZM52 79V78H51ZM64 79V78H63ZM2 80H3V77H2ZM25 80V81H26ZM36 80V79H35ZM61 80V79H60ZM49 81V80H48ZM113 81V80H112ZM54 82V81H53ZM64 82V81H63ZM62 82V83H63ZM122 82V81H121ZM135 82H137V81H135ZM19 83V82H18ZM58 83V82H57ZM61 83V82H60ZM195 83V82H194ZM39 84V83H38ZM44 85V84H43ZM61 85V84H60ZM166 85V84H165ZM190 85V84H189ZM8 86V85H7ZM68 86V85H67ZM73 88V87H72ZM8 89H10L9 87H8ZM180 89V88H179ZM66 90V89H65ZM11 92H12V89H11ZM19 92V91H18ZM52 92V91H51ZM33 93V92H32ZM35 93V92H34ZM41 93H45L44 91H42ZM71 93V92H70ZM35 95V94H34ZM71 95V94H70ZM65 97V96H64ZM32 99V98H31ZM53 100V99H52ZM52 102V101H51ZM65 103V102H64ZM48 107V106H47ZM19 108V107H18ZM61 108V107H60ZM73 108V107H72ZM75 109V108H74ZM65 110V109H64ZM0 111H3V112H5L6 113V116H8L10 113L9 112H7V111H4L1 107H0ZM17 112V111H16ZM20 112H23V111H20ZM19 112V114L18 115H20L21 113ZM17 114V113H16ZM18 115H16V116H18ZM59 119V118H58ZM116 120V118H114V120L113 121H115ZM1 124H3V123H1ZM113 125H114V123H113ZM16 126H17V132H20L21 134H22V132H23V130H24V128H25V126H23L22 124H21V122H20V125L17 123L16 124ZM3 128L1 127L0 128V138H3V136H5V135H7V137H9L10 136V133L12 132V133H14L15 135H16V133L17 132H15V131H11L10 133L8 132V133H5V132H3L4 130H2ZM259 133V132H258ZM17 136V135H16ZM18 138H20L21 137V135L20 136H17ZM243 138V137H242ZM27 140V139H26ZM241 141V140H240ZM130 146V145H129ZM123 147V145H119V147L117 148V150H116V154L118 155V152H119V150L120 149H123L122 148ZM202 147V146H201ZM207 148V147H206ZM251 151V150H250ZM116 159V158H115ZM103 164H108L109 165V161L108 160H101V161H99V166L100 165H103ZM114 164H116V162H114ZM233 167V166H232ZM102 168V167H101ZM241 171V170H240ZM26 199H30V198H26ZM42 217V216H41ZM200 226L202 227V228H204L205 227V223H202L201 222V224H200ZM206 226H208V225H206ZM43 232H44V230H43ZM44 235V234H43ZM46 239V238H45ZM43 241V240H42ZM40 242V241H39ZM44 244V243H43ZM46 245H48V244H46ZM40 248V247H39ZM145 249L148 251V248L147 247H145ZM141 250L143 251L144 249L143 248H141ZM150 251V250H149ZM44 253L43 254H41V256L40 257H42L44 254H48V250L47 251H43ZM153 252V251H152ZM59 253H61V252H59ZM64 254V252L62 253V255ZM132 254H133V257H134V255H135V250H132Z\"/></svg>", "mask_w": 264, "mask_h": 264}, {"label": "water", "instance_id": "obj_6", "mask_svg": "<svg viewBox=\"0 0 264 264\" xmlns=\"http://www.w3.org/2000/svg\"><path fill=\"white\" fill-rule=\"evenodd\" d=\"M81 125V124H80ZM82 126V125H81ZM83 127V126H82ZM50 178V177H49Z\"/></svg>", "mask_w": 264, "mask_h": 264}]
</instances>
